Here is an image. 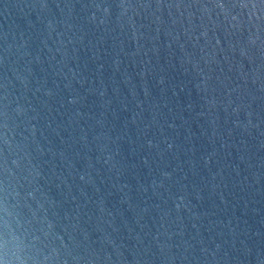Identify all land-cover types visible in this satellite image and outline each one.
I'll return each instance as SVG.
<instances>
[{
	"label": "water",
	"instance_id": "obj_1",
	"mask_svg": "<svg viewBox=\"0 0 264 264\" xmlns=\"http://www.w3.org/2000/svg\"><path fill=\"white\" fill-rule=\"evenodd\" d=\"M0 264H264V0H0Z\"/></svg>",
	"mask_w": 264,
	"mask_h": 264
}]
</instances>
